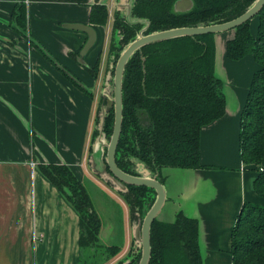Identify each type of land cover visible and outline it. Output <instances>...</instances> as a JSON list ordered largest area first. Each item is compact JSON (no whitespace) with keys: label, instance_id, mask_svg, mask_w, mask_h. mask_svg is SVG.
I'll return each mask as SVG.
<instances>
[{"label":"crops","instance_id":"crops-1","mask_svg":"<svg viewBox=\"0 0 264 264\" xmlns=\"http://www.w3.org/2000/svg\"><path fill=\"white\" fill-rule=\"evenodd\" d=\"M17 3L26 7L24 36L9 24ZM95 4L113 11L124 5L122 0H0V264H79L78 213L37 164H66L85 185L113 198L95 183L105 185L95 171L103 163L100 151L90 150L95 114L110 86L111 24L89 22ZM69 25L94 31L85 53L88 33ZM225 32L215 34V42L221 34L227 38ZM99 58L94 75L90 68ZM230 106L225 103L223 116L201 130L203 167L162 169L166 201L157 219L172 222L179 211L197 219L199 246L215 237L214 220L234 219L233 226L245 203L263 201L254 191L257 172L240 158L241 116L231 115ZM128 215L121 255L124 243L125 250L136 244V226ZM113 234L110 224H102L100 238Z\"/></svg>","mask_w":264,"mask_h":264},{"label":"trees","instance_id":"trees-1","mask_svg":"<svg viewBox=\"0 0 264 264\" xmlns=\"http://www.w3.org/2000/svg\"><path fill=\"white\" fill-rule=\"evenodd\" d=\"M176 0H135L131 16L146 19L144 33L229 21L242 14L255 0H192L193 7L175 12ZM108 42L110 78L125 46L134 40L144 23L127 21L116 9ZM257 33L249 21L237 26L226 41L225 54L239 60L252 53L258 64L249 85L239 131L240 158L257 171L254 191L262 203H245L231 231L232 264H264V6L256 15ZM105 4L91 6L89 22L105 26ZM10 26L26 35V7L17 3ZM215 34H201L148 44L137 50L125 65L122 80V127L115 153L117 166L131 175H148L162 184L165 167L196 169L200 162L201 130L225 113L223 83L215 71ZM51 60L46 49L30 40ZM99 60L90 68L96 75ZM103 103V102H102ZM99 110L95 114L91 144L98 134ZM113 107L106 113L103 133L110 139ZM91 150V148H90ZM39 172L53 184L78 213L79 264H110L120 245H105L100 238L102 221L85 183L66 164L39 163ZM259 171V169H261ZM119 195L128 208L131 223H140L156 193L147 186L124 184ZM136 246V245H135ZM149 264H202L197 219L179 211L174 221L157 218L150 228ZM130 248L128 257L113 264H137L141 248ZM98 258L96 259V257ZM126 262V263H125Z\"/></svg>","mask_w":264,"mask_h":264},{"label":"water","instance_id":"water-1","mask_svg":"<svg viewBox=\"0 0 264 264\" xmlns=\"http://www.w3.org/2000/svg\"><path fill=\"white\" fill-rule=\"evenodd\" d=\"M134 1L135 0H131L128 5L127 13H125L126 19L131 23L139 22L144 23L145 25L138 32L137 37L125 46L117 59L112 77L113 89L107 92V100L105 102L106 104L104 103L100 107L98 115L99 122L97 125L98 134L92 143L91 150L93 152L100 151L101 161L103 163L102 168L96 169L95 171H97L98 175L103 178L104 182L112 185V187L117 191L123 190L125 188L124 184L147 186L154 189L156 198L145 213L141 224L133 223L137 230L135 245L140 246L141 248L140 259L137 264H149L151 252L150 228L152 222L157 218L163 204L166 201V189L164 184L154 177H150L146 174L137 176L124 172L117 166L115 161L116 148L122 127V80L125 65L137 50L148 44L185 36H196L209 33L217 34L228 30H233L237 26L255 17L264 6V0H255L242 14L229 21L210 23L207 25L175 27L147 34L144 32L149 25V21L146 19H135L131 16V9ZM192 7V0H176L173 4V9L175 12H185L190 10ZM69 27L73 29L84 30L88 33V40L81 51L82 54L85 53V51H87V49L91 47L94 42V31L82 25H69ZM110 107H113L114 111L113 129L108 143L105 144L103 123L106 113ZM105 148L106 154L104 155ZM108 175L114 181H111Z\"/></svg>","mask_w":264,"mask_h":264},{"label":"rangeland","instance_id":"rangeland-1","mask_svg":"<svg viewBox=\"0 0 264 264\" xmlns=\"http://www.w3.org/2000/svg\"><path fill=\"white\" fill-rule=\"evenodd\" d=\"M122 1L124 4L122 6L123 9L122 12L127 13L128 5L131 0H122ZM108 10H109V18L106 25L111 24L112 27V23L114 19L113 16L114 11L112 10V8ZM110 20L112 23H110ZM257 22H258L257 16L253 17L249 22L250 31L253 36H255L257 33ZM233 34H234V30H228L227 32H225V34H223L224 35L223 37H227V38L220 39L222 38V34L218 36V40L216 42L214 38L215 47H216L214 73L220 77L223 83V88L224 90H226V94H224L226 95L225 97L226 108L228 109V102L230 101L231 106L229 108V111L231 112V115L234 114V117H237L238 119L240 118V116L242 117V111L249 92V85L252 80L254 72L258 68V64L255 61L252 53L246 54L244 57H242L239 60H232L226 56L225 54L226 41L229 38H231ZM213 37H215V35ZM109 39H110V34L109 35L107 34V39H106L107 48H108ZM99 63H100V58H99ZM108 63L110 64V59ZM112 75L113 73L111 74V77ZM112 89H113V83H112V78H110V86L108 87V90H112ZM108 141L109 140L105 138V144H107ZM105 154H106V148L104 155ZM254 171L257 172L256 170ZM109 179L111 181H114L110 176ZM95 183L102 186L103 189L109 195L111 194L113 197L112 199H109L107 195H104V193H102L101 190H99V188H97L93 184L86 185V188L94 204V207L100 216L102 224L103 225L105 223L110 224L112 231H114V234L112 235L111 238H109V240L108 239L106 240L104 235V237L101 238V241L105 245H120V238L122 241L123 239L122 233L123 234L125 233L127 227V224L125 222L128 215L127 205L119 195V192L116 189H114L112 185H109V183L107 182H104L105 185H103L102 182H99L97 180L95 181ZM107 185L109 186L110 189H107L108 188ZM233 221L225 220L224 217L222 216L219 222H217V220H214L211 223L213 227V232L216 235L212 239L208 238V240L206 239L201 240L200 252L202 256V264H232V256H231L232 227H230V225L232 226ZM131 248L138 249L137 245L136 246L134 245ZM122 250H124L122 255L120 254L110 264L117 263L118 260L128 257L127 253L129 251V248L127 247V249L125 250V243H124V247H122ZM97 258L98 256L96 257V259Z\"/></svg>","mask_w":264,"mask_h":264},{"label":"built area","instance_id":"built-area-1","mask_svg":"<svg viewBox=\"0 0 264 264\" xmlns=\"http://www.w3.org/2000/svg\"><path fill=\"white\" fill-rule=\"evenodd\" d=\"M260 170H262V168Z\"/></svg>","mask_w":264,"mask_h":264}]
</instances>
